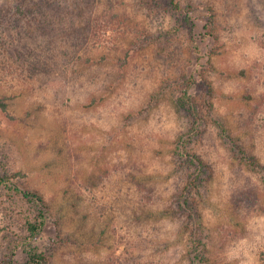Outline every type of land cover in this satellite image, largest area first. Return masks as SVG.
<instances>
[{
    "label": "rangeland",
    "instance_id": "1",
    "mask_svg": "<svg viewBox=\"0 0 264 264\" xmlns=\"http://www.w3.org/2000/svg\"><path fill=\"white\" fill-rule=\"evenodd\" d=\"M183 3L180 27L144 0H0V173L49 205L51 264H264V0ZM14 200L0 261L22 264Z\"/></svg>",
    "mask_w": 264,
    "mask_h": 264
},
{
    "label": "trees",
    "instance_id": "2",
    "mask_svg": "<svg viewBox=\"0 0 264 264\" xmlns=\"http://www.w3.org/2000/svg\"><path fill=\"white\" fill-rule=\"evenodd\" d=\"M183 1L184 0H144L145 4L151 10H166L171 13L173 17H178L177 21L179 19L180 22L178 23L180 27H184L187 24H193L192 17L190 16L191 12H193V6L191 4L184 5ZM208 32L210 33V31ZM190 89H192V86L191 84H188L185 94L188 95ZM0 108L4 112L8 111V104L4 99H0ZM189 142H191L190 139H186L182 142V145L178 146L176 154L180 159H185L186 164H190L187 167L191 169V164L195 167H199V163L202 164V161L198 159L197 155L188 151ZM200 172L195 171L192 173L185 188L176 197V203H179V206H181L183 210L186 208L184 214L187 213L189 215L190 228L193 226V221L197 220V212H194L190 198L194 189L198 188V182H200L201 179ZM24 177H26V174L23 172L0 173V188L5 191L4 195L1 194L0 198L5 196L6 198H9L12 203H16L14 200L16 198L21 207L20 223L22 230L26 234V241L21 244V248H23L25 254L22 264H51V259L48 254L31 244L33 240L37 239L44 232L47 223L51 218L50 207L44 197L38 192L23 187L21 179ZM4 232L5 228L0 226V239ZM199 232L200 230H197V232L193 230L192 237L197 239ZM14 256L15 254L7 256L0 261V264H15ZM195 263L206 264L204 260H199L197 257Z\"/></svg>",
    "mask_w": 264,
    "mask_h": 264
}]
</instances>
